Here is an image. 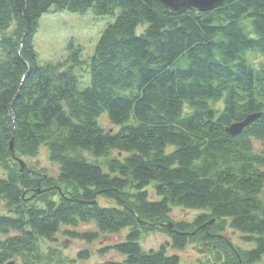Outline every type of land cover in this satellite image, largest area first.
I'll return each mask as SVG.
<instances>
[{"label":"trees","instance_id":"obj_1","mask_svg":"<svg viewBox=\"0 0 264 264\" xmlns=\"http://www.w3.org/2000/svg\"><path fill=\"white\" fill-rule=\"evenodd\" d=\"M52 10L114 18L90 56L84 88L74 72L81 51L72 42L62 62L38 61L33 39ZM252 55L262 60L255 64ZM254 113L261 115L239 134L226 132ZM101 116L116 129L102 127ZM12 138L20 158L35 157L44 145L57 175L20 171ZM110 151L127 155L106 158ZM0 166V264H47L59 254L42 250L39 239L51 242L62 227L90 223L92 230L64 234L91 243L128 229L125 239L98 250L123 260L95 264H179L168 248L188 244L210 251L211 264L259 262L264 0H225L181 14L153 0H0ZM151 185L156 200L148 196ZM172 206L201 211L173 221L174 231L152 225L168 222ZM228 229L254 247L234 244ZM155 231L170 241L146 252L141 235ZM88 257L87 250L77 254Z\"/></svg>","mask_w":264,"mask_h":264},{"label":"rangeland","instance_id":"obj_2","mask_svg":"<svg viewBox=\"0 0 264 264\" xmlns=\"http://www.w3.org/2000/svg\"><path fill=\"white\" fill-rule=\"evenodd\" d=\"M113 17L110 16H95L91 10L87 11L85 14H75L68 12H57L50 11L44 15L39 20L38 31L33 39V46L38 55V61L40 63L45 62H62L67 54V46L70 42L73 43L74 48H79L81 51L80 59L81 65L75 69V73L78 77L79 88H84L89 85L90 72H89V59L93 53L94 47L97 40L99 39L103 29L112 21ZM143 30V25L138 26L137 32ZM255 64H258L262 58L258 55L250 56ZM220 107L221 105H216ZM99 123L105 129L115 130L116 127L112 126L106 116H101L99 118ZM126 153H117L116 151H110L106 158H113L118 156L120 159L125 157ZM86 157L90 161H96L100 164L105 162L104 158L94 159L89 155ZM25 162L27 168L35 172H41L45 170L47 175L56 176L58 173V166L51 162L48 157L47 148L42 145L40 146L35 157L32 158H22ZM106 171V168L103 167ZM4 170L0 166V176H3ZM148 196L151 200L158 199L153 191V186L147 188ZM98 203L102 205H111V202L104 198H99ZM2 201L0 200V214L3 212ZM201 210L199 209H188L180 206H172L169 218L171 222L186 220L191 221L193 217ZM94 225L90 224H80L76 227H62L54 237L53 241L48 242L39 239V246L42 250L47 248H55L58 251L59 257L53 261H47V264H95L101 263L108 260L121 261L123 256L118 253L108 249L106 252L100 254L98 253L100 248H104L110 244L125 239L128 229H123L119 233L105 234L101 235L98 240L86 243L77 239H72L67 237L64 232L68 229L83 231L92 230ZM225 236L229 237L234 244L244 249H251L254 247V243H246L240 240V234L238 232L228 229ZM170 238L163 232L155 231L143 233L141 235L139 244L144 251H149L151 249L157 250L159 246L165 242H169ZM82 250H87L89 252V257L86 260L77 259L78 252ZM168 253H176L180 257L179 264H211L213 261V254L208 251L205 247L200 246V244H188L182 250H173L168 248ZM72 260V263L70 262ZM15 264H20L15 262ZM255 264H264V256L262 259Z\"/></svg>","mask_w":264,"mask_h":264},{"label":"water","instance_id":"obj_3","mask_svg":"<svg viewBox=\"0 0 264 264\" xmlns=\"http://www.w3.org/2000/svg\"><path fill=\"white\" fill-rule=\"evenodd\" d=\"M158 6L162 8H166L170 14H181L186 12L187 10L193 8L199 11L205 12L210 11L220 5L225 0H153ZM260 116L259 113L250 114L244 120L239 122H234L226 127V132L230 135L235 136L239 134L244 127L249 125L251 122L256 120ZM9 148L13 153V138L10 140ZM12 157L17 161L20 166V171H23L26 168L25 163L12 155ZM41 192L40 188L36 190V193ZM165 229L171 230L172 224L169 222L167 224L157 223L154 224ZM13 264V263H9Z\"/></svg>","mask_w":264,"mask_h":264}]
</instances>
